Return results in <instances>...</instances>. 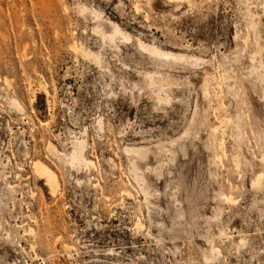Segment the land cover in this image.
I'll list each match as a JSON object with an SVG mask.
<instances>
[{
  "label": "rangeland",
  "instance_id": "rangeland-1",
  "mask_svg": "<svg viewBox=\"0 0 264 264\" xmlns=\"http://www.w3.org/2000/svg\"><path fill=\"white\" fill-rule=\"evenodd\" d=\"M261 172L264 0H0V264H264Z\"/></svg>",
  "mask_w": 264,
  "mask_h": 264
},
{
  "label": "bare ground",
  "instance_id": "bare-ground-1",
  "mask_svg": "<svg viewBox=\"0 0 264 264\" xmlns=\"http://www.w3.org/2000/svg\"><path fill=\"white\" fill-rule=\"evenodd\" d=\"M94 14V13H93ZM94 16H95V14H94ZM95 18V17H94ZM99 18V17H98ZM116 34H118V35H122L123 37L122 38H125L126 39V36H124L121 32H120V30L117 28V26H115L114 25V27H113V31H112V34H111V38H112V36H115ZM104 35V34H103ZM140 43V42H139ZM140 45L141 46H143L144 47V45L142 44V43H140ZM88 54V53H87ZM162 55H166V56H170V57H173V58H177L175 55H173V54H170V53H166V54H163L162 53ZM178 58H180V57H178ZM181 59V58H180ZM7 82V81H6ZM48 94V93H47ZM216 128V127H215ZM215 128H213L212 129V132H215ZM187 138V137H186ZM211 138V137H210ZM190 140V139H189ZM188 140V141H189ZM186 142H187V140H185ZM192 141V140H191ZM48 143V142H47ZM190 144H191V142H189ZM208 143V142H207ZM209 143H211V141H209ZM186 145V144H185ZM188 145V144H187ZM189 147H190V145H189ZM191 147H193V145L191 146ZM48 150L50 151V152H53V153H55V154H57L58 153V151L55 149V147L52 145V144H48ZM156 148V147H155ZM154 148V149H155ZM207 148V147H206ZM84 149H85V142L83 141V140H77L76 139V141L73 143V147H72V149H71V151H70V153H69V155H68V157H67V162H69V163H80V162H86L87 164H89L90 163V161L88 162V161H86V159H85V157H84ZM187 149V148H186ZM192 149H194V147L192 148ZM151 151H153V150H151ZM157 155H154V156H157V157H159V160L157 159V161H158V164H157V167L156 168H158V169H156V168H153V169H151L150 170V172L152 173V174H154L155 176H159L160 175V173H161V170H162V168L164 169L165 167H163V166H168L169 164L168 163H170V162H173L174 160H175V156H176V154H175V152L173 151V150H169V149H166L163 145L162 146H158L157 147ZM180 151V150H179ZM125 152H127V153H130V154H132V166H133V170H134V173H135V177L137 178V179H139L140 181H141V183L143 184V193H144V201H147V196L149 195V187L147 186V184H146V175H144V173L143 174H141V172L138 170L139 169V165H138V163L140 162V161H143L144 162V160L146 159V157H147V154H148V149H144V150H132V149H125ZM156 152V151H155ZM178 152V151H177ZM183 152V151H182ZM152 153H154V152H152ZM181 153V152H180ZM54 154V155H55ZM61 154V153H60ZM129 154V155H130ZM182 154V153H181ZM128 155V154H127ZM183 155V154H182ZM150 157V156H149ZM162 157H164V159H166V161H168V163L167 164H165V162H164V160L163 159H161ZM212 157H214V159H213V161H211V162H213V163H215L216 161L219 163V161H221V158H220V156L218 155V154H216L215 156H212ZM148 159V158H147ZM179 158L177 157V160H178ZM209 159H211V156H210V158ZM64 160H65V158H64ZM149 161V160H148ZM154 161V160H153ZM156 160H155V162H157ZM215 161V162H214ZM66 162V163H67ZM140 163H142V162H140ZM149 163V162H148ZM210 163V162H209ZM32 166H33V171H34V173L38 176V178L40 179V180H44L45 182L44 183H46L47 184V186H48V188H49V191L51 192V193H55L57 190H58V186H59V184H58V178H57V175H56V173L45 163V162H43L42 160H35L34 162H33V164H32ZM156 166V165H155ZM148 169V168H147ZM218 169V168H217ZM137 170H138V172H140V175L139 174H137L138 172H137ZM167 172V171H166ZM166 172H165V174H166ZM264 176V173L263 172H261V173H259L257 176H255V179H254V181H253V183H254V185L255 186H257V187H260L261 186V180H262V177ZM160 177V176H159ZM148 179H149V177H147ZM216 178V177H215ZM171 181V180H170ZM169 183V182H168ZM138 184V183H137ZM142 186V185H141ZM141 190V189H140ZM58 192V191H57ZM121 194L122 195H130L129 194V192L127 191V190H122V192H121ZM152 194V193H151ZM220 195V194H219ZM225 200L226 202H228V203H230L231 201H233V198L230 196V195H227V194H225V195H223V198H222V200ZM190 204V203H189ZM194 204V203H193ZM190 206V205H189ZM191 207V206H190ZM177 212V211H176ZM197 213V212H196ZM194 215V214H193ZM217 216V215H216ZM212 216H210V218H211ZM210 218H209V220H210ZM214 218V217H213ZM218 218V217H217ZM212 219V218H211ZM211 221V220H210ZM209 221V222H210ZM214 221V220H213ZM208 222V223H209ZM139 223V222H138ZM213 224V223H212ZM215 225V224H214ZM135 226V225H134ZM211 226V225H210ZM210 226H209V228H210ZM29 229V231L30 232H32V229H30V228H28ZM206 230V229H205ZM208 230V229H207ZM206 230V231H207ZM210 230V229H209ZM220 230V229H219ZM208 232V231H207ZM221 233V232H220ZM223 234V233H222ZM31 235V234H30ZM209 235V234H208ZM221 235V234H220ZM206 237H208V236H206ZM212 237V236H211ZM228 237V236H227ZM217 238H218V236H217ZM226 240L227 238H225V237H223V240ZM241 241V240H240ZM243 241V240H242ZM241 241V242H242ZM239 242V241H238ZM240 243V242H239ZM215 249H216V247H215ZM214 249V250H215Z\"/></svg>",
  "mask_w": 264,
  "mask_h": 264
}]
</instances>
